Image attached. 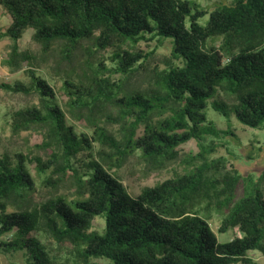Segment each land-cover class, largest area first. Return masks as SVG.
Masks as SVG:
<instances>
[{
	"label": "trees",
	"instance_id": "trees-1",
	"mask_svg": "<svg viewBox=\"0 0 264 264\" xmlns=\"http://www.w3.org/2000/svg\"><path fill=\"white\" fill-rule=\"evenodd\" d=\"M0 10L11 20L0 40L12 43L2 64L26 66L29 77L0 89L39 100L13 113L10 128L47 129L44 146L56 147L48 162L0 153V254L24 264H257L250 253L264 255V194L224 158H208L210 140L239 139L206 110L264 130V0L212 10L197 0H0ZM27 31L36 50L19 45ZM147 43L170 44L164 68L152 66ZM51 60L65 68L67 109L44 73L56 70ZM140 75L147 86L131 85ZM193 140L200 151L181 175L135 192L116 173L132 157L164 169ZM33 162L41 182L55 185L49 198L34 197ZM56 165L57 182L48 175ZM68 179L74 198L57 191Z\"/></svg>",
	"mask_w": 264,
	"mask_h": 264
},
{
	"label": "rangeland",
	"instance_id": "rangeland-1",
	"mask_svg": "<svg viewBox=\"0 0 264 264\" xmlns=\"http://www.w3.org/2000/svg\"><path fill=\"white\" fill-rule=\"evenodd\" d=\"M233 0H197V2L208 10H212L215 5L222 3H230ZM209 19L207 15L201 19V24L205 25ZM11 20L10 18L0 10V32L9 26ZM32 31H27L23 39L20 41L19 45L22 50H36L35 45L31 40ZM11 41L8 39L0 40V83L12 84L15 81L29 82V77L26 74L27 67L24 66L19 71H12L8 67L2 64L4 58L10 51ZM149 45L151 48H146ZM141 48L147 52L154 50V55L151 59V64L153 67L158 66L164 68L169 63V58L171 54V46L169 43H165L161 46L159 43H147L142 44ZM56 67V70L51 72L50 75L44 70V73L49 81L54 84L57 90V98L61 105L66 108V104L69 98L66 96L62 90L63 86V71L64 67L59 68L54 60H51L48 67ZM133 86H147V81L143 76H137L133 78L130 82ZM39 102L38 98L34 95L23 96L15 95L8 91L0 89V153L4 151L11 152H23L30 155V158H39L43 162H48L56 151L54 145L44 146L47 140V129H37L30 132H21L14 134L10 128V116L16 111L24 108L25 106L37 105ZM67 109V108H66ZM68 113V112H67ZM206 114L209 120L215 122L220 129L226 130L230 127L235 130L236 138L232 136L221 135L210 140L211 147L213 146V153L208 157L212 159L224 158L228 164V168H234L238 174L242 176V179L248 181L251 189H257L264 194V130H255L248 128L241 124L236 118L228 119L221 116V114L213 111L211 108L206 110ZM67 118L70 124L75 125L79 131H87L86 124L74 120L68 113ZM111 131L118 134L120 132L118 125H113L110 129ZM200 148L197 141H191L181 147L180 157L177 161L170 163L164 169H155L142 161L139 157L130 158L125 166L116 173L122 177L123 183L130 188L131 191L137 192L141 188L147 186H154L159 182H163L167 179L173 178L176 175H181L185 173L188 169L192 168L193 164L189 161L190 155H196L199 153ZM37 163L33 162L30 169L37 180V192L34 194L35 199L42 200L44 198H49L55 191L54 184L46 186L37 176L36 172ZM53 167V166H52ZM54 169V170H53ZM55 169H60L59 165L55 168L49 170L48 175L52 176L57 182L61 175L59 171ZM54 190V191H53ZM59 193L66 194L70 198H74L75 189L72 185L70 179L65 183H62L60 188L57 190ZM243 195V185L238 190L237 196ZM10 210H13L10 208ZM213 230L217 233L220 227V219L216 214L213 215L210 221ZM94 230L102 231L104 228V222L102 219H96L93 223ZM219 235V234H218ZM237 235L236 231H232L227 235H219L220 242H227L233 239ZM55 248H61L65 252L64 247H58L57 244L51 240ZM257 264H264V255L253 251L250 253ZM0 264H24L22 257L11 256L0 254Z\"/></svg>",
	"mask_w": 264,
	"mask_h": 264
}]
</instances>
